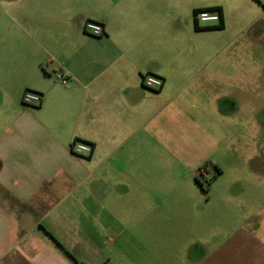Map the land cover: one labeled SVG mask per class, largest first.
Listing matches in <instances>:
<instances>
[{"label":"crops","instance_id":"1","mask_svg":"<svg viewBox=\"0 0 264 264\" xmlns=\"http://www.w3.org/2000/svg\"><path fill=\"white\" fill-rule=\"evenodd\" d=\"M212 7L223 9L220 22L198 23L194 12ZM251 8L261 11L243 22ZM89 20L102 36L84 31ZM246 30L264 50L263 0H0V264H175L147 219L148 158L183 150L174 134L205 150L213 117L229 120ZM144 74L162 89L145 88ZM26 91L42 102L24 105ZM75 141L91 155H74ZM118 221L141 238L142 261L132 248L114 261L103 246ZM185 264H264V228L243 227Z\"/></svg>","mask_w":264,"mask_h":264},{"label":"rangeland","instance_id":"2","mask_svg":"<svg viewBox=\"0 0 264 264\" xmlns=\"http://www.w3.org/2000/svg\"><path fill=\"white\" fill-rule=\"evenodd\" d=\"M261 10L247 9L240 19L250 22ZM253 32L246 30L239 36L236 49L243 59L244 86L229 85V120L221 124L213 117L207 128L214 136L211 142L207 140L206 149L198 140L174 134L175 144L185 146L183 150L170 147L148 158L147 219L164 232L163 238L155 239L170 248L164 254L168 262L193 263L216 251L243 227L259 233L264 228V172L262 161H256L264 149V50L253 44ZM115 193L122 198L123 187ZM132 224L134 229L143 225L140 219ZM115 230L100 238L113 252V260L123 261L119 249L132 248L130 256L142 261L137 254L141 238L124 234L120 221ZM109 239L115 245H108Z\"/></svg>","mask_w":264,"mask_h":264},{"label":"built area","instance_id":"3","mask_svg":"<svg viewBox=\"0 0 264 264\" xmlns=\"http://www.w3.org/2000/svg\"><path fill=\"white\" fill-rule=\"evenodd\" d=\"M198 23H218L221 20V16L218 12L202 11L196 15ZM84 31L92 37H100L104 33V29L101 24L94 21H87L84 25ZM60 80L63 85H67L68 76L60 74ZM142 84L149 90H160L164 85V80L158 76L152 74H144L142 78ZM42 102V95L33 91H26L22 96V103L26 106L39 105ZM72 153L79 157L89 156L93 151V147L82 141H75L72 145Z\"/></svg>","mask_w":264,"mask_h":264},{"label":"trees","instance_id":"4","mask_svg":"<svg viewBox=\"0 0 264 264\" xmlns=\"http://www.w3.org/2000/svg\"><path fill=\"white\" fill-rule=\"evenodd\" d=\"M202 11L218 12L220 14L221 18L223 17V9L221 7H212V8H207V9L196 10L194 12V14L197 15L198 13H200ZM223 27H224V24L221 21V23L217 27V29H222ZM196 28L198 29L197 25H196ZM200 173H203V170H201ZM198 181H199V178H198Z\"/></svg>","mask_w":264,"mask_h":264},{"label":"flooded vegetation","instance_id":"5","mask_svg":"<svg viewBox=\"0 0 264 264\" xmlns=\"http://www.w3.org/2000/svg\"><path fill=\"white\" fill-rule=\"evenodd\" d=\"M260 160L262 161V165L264 166V156L263 153L261 152V154L259 153L258 157H256V161L259 163ZM218 168V167H217ZM221 169H219L220 171Z\"/></svg>","mask_w":264,"mask_h":264}]
</instances>
